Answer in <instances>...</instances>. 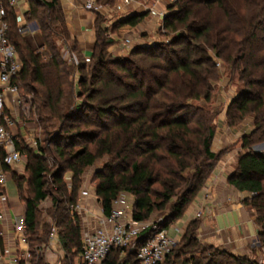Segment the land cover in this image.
<instances>
[{
	"label": "trees",
	"instance_id": "obj_1",
	"mask_svg": "<svg viewBox=\"0 0 264 264\" xmlns=\"http://www.w3.org/2000/svg\"><path fill=\"white\" fill-rule=\"evenodd\" d=\"M25 2L41 42L33 49L11 21L10 41L22 64L17 84L29 98L30 116L38 126L44 130L58 126L48 143L53 146L52 170L42 155L17 145L26 159V198L22 178L12 177L25 203L33 264H45L42 253L35 251L48 242L47 225L40 226L37 219L38 205L48 197L47 215L59 230L61 248L68 254L79 253V219L64 206L76 203L84 171L103 157L108 162L95 173L94 195L104 216L120 195L127 194L133 199L134 221H147L166 211L156 222L165 229L182 217L221 157L210 149L218 113L192 104L210 101L213 84L219 80L217 62L236 74L242 85L225 111V124L233 128L245 118H251L252 124V130L240 138L243 152L227 182L247 194L242 204L253 211L256 238L264 247V154L252 151L264 143V0H177L163 18L164 28L173 34L170 42L134 47L125 58L106 55L112 42H105L107 30L95 21L89 55L94 62L88 75L76 83L72 72L84 66L63 61L58 40L71 41L70 50L65 43L63 47L80 60L82 55L58 0ZM144 17L130 15L114 27L134 28ZM66 172L70 187L63 181ZM198 229L197 219L190 221L178 244L181 253L190 256L189 264H254L225 251L218 255L221 259H194V254L204 253L196 237ZM145 237L138 238L136 245ZM119 256L120 250L112 249L103 264H138L132 250L123 260Z\"/></svg>",
	"mask_w": 264,
	"mask_h": 264
},
{
	"label": "built area",
	"instance_id": "obj_2",
	"mask_svg": "<svg viewBox=\"0 0 264 264\" xmlns=\"http://www.w3.org/2000/svg\"><path fill=\"white\" fill-rule=\"evenodd\" d=\"M42 1V0H39ZM168 6L177 0H155ZM65 22L73 13L81 11L95 15H107L102 0H58ZM123 6L131 5L130 0H121ZM166 11L159 12L160 18ZM25 0H0V264H33V256L29 245L26 229L24 204L17 196L16 204L7 194L5 185L11 170L22 163L25 154L17 148L24 146L35 150V142L29 126L31 108L29 98L21 92L17 80L22 69L18 53L10 41L11 21L15 31L21 37L33 36L36 24L29 21ZM131 31V29H129ZM132 34V32H129ZM58 43V42H57ZM127 47L133 46L130 39H124ZM60 58L68 64L72 63V55L65 47L60 49ZM26 136V137H25ZM82 197L87 196L83 191ZM129 195H120L113 203L107 216H94L97 228L81 234L79 257L83 264H103L112 249L120 250V255L132 250L138 264H161L167 255L176 247L179 238L171 236L166 229L158 228V224L151 221L125 220L129 211ZM71 214L80 211L78 202L68 207ZM200 213L195 214L198 218ZM186 228V227H185ZM177 234L179 229L173 228ZM145 235V239L138 246L136 240ZM53 241L54 234L51 233ZM52 241L50 243H52ZM46 247V245H45ZM43 250H36L35 253ZM127 264V263H121Z\"/></svg>",
	"mask_w": 264,
	"mask_h": 264
},
{
	"label": "rangeland",
	"instance_id": "obj_3",
	"mask_svg": "<svg viewBox=\"0 0 264 264\" xmlns=\"http://www.w3.org/2000/svg\"><path fill=\"white\" fill-rule=\"evenodd\" d=\"M107 1L113 7L112 3L109 2L110 0H103ZM142 2L145 7H154L155 4H160V2H156L155 0H139ZM107 5V4H106ZM160 8L163 10L165 6L160 4ZM110 7V8H111ZM118 15V12L115 13H109L107 12V15H97V17L93 15L94 22L97 21V25H100L101 28L106 29L107 32L103 34V38L105 42L111 41L112 43L110 45H107L105 48V53L109 58H125L128 56V53L130 50L134 47L137 46H143V45H161V44H167L170 42L173 34L169 33L163 26V18H158L159 20L155 24V26L149 30L140 28V30H133L132 34H129L127 30H120V27L116 28L114 25L117 23L116 16ZM147 17V15H145ZM30 22H35L30 19ZM95 28V24H94ZM123 28V26H122ZM25 40L30 44V46L33 49H38L39 44L41 42V38L38 35V30H36V33L33 36H25ZM130 39L131 42L133 43V46L127 47L124 44V39ZM63 43H65L66 47L71 48V41L65 42L62 41V38L58 40V49L60 50L61 47H63ZM77 53L73 52L72 53V58L74 60V65L78 67V62H80V65L83 67V70H74L72 72V77L71 80L76 83L82 75H88L89 70L88 67L91 66V64L94 62V59H90L89 56H82L81 60L76 56ZM216 67L219 70V80L213 84V90L211 94L210 101L206 104L203 101H196L192 102V104L202 106L207 110L214 111L215 113H218L217 116L214 119L213 122V127H214V137L212 139L213 143H218L219 142V135L221 134V127H222V117L224 115V121H225V111L229 105V103L232 101L233 98H235L236 93H238V90L242 88L241 83L238 81L237 75L236 74H230L229 70L227 67L223 66L220 62H217ZM32 121L30 122V127L32 128L31 132L33 134V139L35 142V150L34 153L37 155H42L44 160L46 161V165L48 170H52L54 167V162L52 159V156L50 155V150L53 149V146H48V143H50L54 137L55 133L58 131V126L55 128H50V129H42L41 126H38L36 118L33 119L31 118ZM251 118H245L242 122H240L238 125H235L233 128H242L243 125L245 124L246 120ZM251 129L248 128H243L241 134H248L252 130V124H251ZM242 135V136H243ZM211 142V143H212ZM64 141L61 140V145H63ZM212 143V144H213ZM212 146V151L215 153L220 154V156H226V154L232 152L236 153L237 156H239L243 151L241 150L238 152L236 148L241 146L240 140L238 139L234 144H229V145H220L218 148H214ZM221 144V143H220ZM264 143L258 144L253 146L252 151L258 153H263L264 154V148H259L261 145ZM108 162L107 157H103L102 159H99L98 161L95 162V164L89 168H87L84 171V174L82 176L81 180V186L77 194V198L79 195V192L81 190H84L85 187L88 186H94L95 181V173L100 170L106 163ZM26 164V159L22 163H20L18 166H16L14 169H12L10 172L16 177H20L23 180V198H26L28 196V192L26 189V185L24 182L26 181L27 178V173L24 170V166ZM234 171V168L231 169V172L229 173L232 174ZM228 175V176H229ZM48 179V176H46ZM63 181L66 183L67 187H70L69 182H70V174L68 172L63 174ZM10 184V183H9ZM8 196L10 197L12 201V205L18 206L16 204V197L14 192H9ZM239 196V202L242 204V200H244L247 197V194L242 193L241 195H235V197ZM235 197L231 199V201H235ZM229 205V204H226ZM243 205V204H242ZM244 206V205H243ZM67 207L68 206H64ZM246 209V213L248 216H251V220L254 223V214L253 211L248 207L244 206ZM51 208V198L48 197L44 201L40 202L37 208V219L40 222V226L42 223H45L47 225V243L45 245H42V250L44 253V262L47 264H83L80 260L79 254L78 253H66L62 248L58 240V235L57 233L59 232L58 228L53 224L51 219L47 215V211ZM167 212L165 211V214ZM164 213H154L151 216V219L149 221L151 222H160L162 218H160L162 215H165ZM161 215V216H160ZM235 214H225V215H220L216 219V224L219 229L223 230L224 228H229L232 226L234 223H238L237 219L234 216ZM197 221L200 226V218H197ZM255 225V223H254ZM177 227L180 228V222L177 220L173 223H171L166 230H171L172 228ZM256 227V225H255ZM200 228V227H199ZM247 229L250 235H254L252 232V226L251 223L247 224ZM203 230V229H202ZM257 231V227H256ZM184 232V231H183ZM213 231H209L208 229H205L201 232L198 231L196 232V237L198 240V243L200 247L203 249L204 253L201 254H194V259H200L201 257H205L206 259H210L212 257H216V259H221V257H218V255L222 252L225 251V253H228L230 255H233L235 257H245L246 259L250 260L254 264H264V247L261 246L258 243V239L256 237H251L247 241V243L243 244L244 246L242 247L243 251H241V246L238 247L239 245L233 246V248L230 244L227 246L224 245H218L214 243L212 240H209L210 233ZM51 233L54 234L53 241L51 239ZM214 233V232H213ZM183 234V233H182ZM175 238H178V236H175V234L172 235ZM182 236V235H181ZM181 236L178 240L177 246L175 247L172 256L169 257L168 259L166 258L162 264H189L190 261V256L184 253H181L179 250L181 248V244L178 245L181 241ZM257 236V232L256 235ZM52 241V243H50ZM212 241V242H211ZM30 243V242H29ZM232 243V241H230ZM30 245V244H29ZM37 246V245H34ZM33 246V247H34ZM237 246V247H236ZM232 247V248H231ZM126 256V253L124 255H120L118 260H123L124 257ZM133 259H130V262H132Z\"/></svg>",
	"mask_w": 264,
	"mask_h": 264
},
{
	"label": "crops",
	"instance_id": "obj_4",
	"mask_svg": "<svg viewBox=\"0 0 264 264\" xmlns=\"http://www.w3.org/2000/svg\"><path fill=\"white\" fill-rule=\"evenodd\" d=\"M132 3L128 7L123 6L121 0H110L113 5L107 3V1H103L102 3L105 5V10L109 13H117L115 21L123 20L125 17L134 15V14H145L147 17H144L143 20L137 24L134 28H130L128 26L120 27V30H127L131 29L129 32H133V30H140V28L144 29H151L155 26L157 21L159 20V12L167 11L166 7L162 10L160 8V3L155 4L154 7H145V5L140 2L139 0H130ZM107 4V5H106ZM165 6L164 4H162ZM111 7V8H110ZM95 14L91 13H84L81 11H76L73 13L71 19L66 23V27L71 34V37L75 41L77 50L80 52L82 56H89L94 45L95 40V28H94V17ZM224 115L222 117V127H221V134L219 137L218 143H211L214 148L220 147V145H229L234 144L238 139L242 137L241 134L243 128L251 129V120L247 119L245 124L242 128H230L225 124ZM33 137V134L31 132ZM26 137V136H25ZM221 143V144H220ZM218 146V147H217ZM211 152L212 146H210ZM238 152L241 151V148H236ZM260 150V149H259ZM264 150V149H263ZM215 153V152H213ZM236 153H228L226 156L220 157V159L216 162L211 174L209 175L208 179L206 180L204 186L200 189L192 203L187 207L185 212L183 213L182 217L178 220L180 222V228L174 227L179 229L180 234H177L173 228L168 230L169 234L172 236L182 235L185 227L187 224L195 220V214L197 212L200 213V228L199 232L202 233L203 230L208 229L209 231H213L210 233L209 240H212L214 243L218 245L227 246L228 244L239 245L241 246V251H243L242 247L243 244L247 243L245 240H249L252 236L256 237V227L252 222L251 216L249 217L246 213L245 207L239 202L240 197L235 195H241L242 193L237 192L233 187H231L228 182V175L231 172V169L234 168L237 160ZM25 170V166H24ZM15 178L9 177L5 188L7 194L9 192H14L15 197H19L17 193V188L14 183ZM10 183V184H9ZM85 191L87 196L82 197L81 193ZM235 197V201H231V199ZM20 198V197H19ZM21 199V198H20ZM22 200V199H21ZM24 207L23 211L25 212V203L22 200ZM77 202L80 207V211L77 213V217L79 219L80 225V232L81 234L85 231H91L97 228V222L94 216L99 214L102 215L100 203L98 202L97 198L94 195V186L85 187L84 190L79 192ZM132 197H129V211L131 213L132 209ZM229 204V205H226ZM225 214H235V218L237 219L238 223H234L229 228H224L223 230L219 229L216 224V219L220 215ZM131 214L127 215L125 218L126 221L131 219ZM149 221V220H147ZM251 223L252 232L254 235H250L247 229V224ZM203 229V230H202ZM245 239V240H244ZM211 241V242H212ZM232 241V243H230ZM232 246V245H231ZM232 246V247H233ZM231 247V248H232ZM237 247V246H236ZM235 248V247H233ZM44 258V256H43ZM45 263V262H44ZM47 264V263H45Z\"/></svg>",
	"mask_w": 264,
	"mask_h": 264
},
{
	"label": "water",
	"instance_id": "obj_5",
	"mask_svg": "<svg viewBox=\"0 0 264 264\" xmlns=\"http://www.w3.org/2000/svg\"><path fill=\"white\" fill-rule=\"evenodd\" d=\"M259 148H262V149H263V148H264V144H263V145H261V147H258V150H259ZM257 152H258V151H257Z\"/></svg>",
	"mask_w": 264,
	"mask_h": 264
}]
</instances>
